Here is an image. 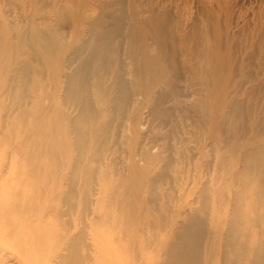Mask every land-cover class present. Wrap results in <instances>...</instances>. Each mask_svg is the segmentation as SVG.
<instances>
[{"label":"rangeland","instance_id":"obj_1","mask_svg":"<svg viewBox=\"0 0 264 264\" xmlns=\"http://www.w3.org/2000/svg\"><path fill=\"white\" fill-rule=\"evenodd\" d=\"M92 1L96 0H71L66 5L71 23H78L80 12L93 11ZM123 1L128 22L151 16L155 20L152 29L162 26L166 35H172L174 40L165 36V43L167 49L177 51L179 80L170 86L168 64L147 48L144 52L152 64L150 72L157 77L151 83L145 78L129 77L130 65L122 55L125 67L121 76L134 83L133 101L121 106L119 127L105 133L103 143L87 135L98 159L84 163L89 171L81 181L83 194L68 187L69 161L76 154L67 146L71 134L60 130L62 121L52 120L50 111L74 116L61 104L60 81L68 72L60 65L61 53L63 59L68 57L71 44L67 37L57 40L55 65H47L49 54L45 53L41 58L46 70L40 76L29 73V83L37 84L33 93L41 100L40 104L29 103L22 108L33 116L41 105L44 112L37 120L29 117L20 123L17 110L6 111L9 97L2 83L5 71L26 53L25 49L15 51L12 43L21 30L40 20L39 7L36 0H0L2 264H154L165 249L164 237L186 213L200 208L208 218L206 230L217 236L205 241L199 264H220L218 258L210 263L208 257L211 251L221 250L220 232L215 227H225L233 192L244 184L240 177L229 178L225 173L237 170L234 164L245 143L264 145V0ZM58 3L44 5L43 14L56 12L60 16ZM60 21L55 23L56 28H60ZM61 27L67 34L72 31L66 24ZM132 27L141 35L138 25ZM4 43L9 49L3 50ZM124 46L127 50L131 47L127 42ZM142 47V40L136 38L131 48L134 56L141 54ZM161 90L168 96L157 98ZM238 101L243 107L237 121L239 130L229 136L231 139H225L215 124L224 123L225 128L232 123L234 118L226 115ZM153 106L158 112L151 115ZM99 121L110 119L104 115ZM249 125L252 129L247 128ZM52 138L56 143L50 146ZM61 138L65 140L63 148L57 150ZM220 172H224L223 177L217 176ZM250 182L264 191V175ZM117 184L121 195L113 192ZM53 187L73 192V207L53 196ZM85 194L88 209L80 221V201ZM94 207L97 225H91ZM119 207L122 221L116 219ZM254 208L255 213L264 212V198ZM171 220L174 225L170 226ZM260 224L248 231L264 242V223ZM82 227L84 238L78 242L77 255L67 257V251L56 245L65 234L76 237Z\"/></svg>","mask_w":264,"mask_h":264},{"label":"bare ground","instance_id":"obj_2","mask_svg":"<svg viewBox=\"0 0 264 264\" xmlns=\"http://www.w3.org/2000/svg\"><path fill=\"white\" fill-rule=\"evenodd\" d=\"M70 1L36 0L40 8L37 10V16L40 20L38 19L39 21L31 28L21 30V33H18L20 31L18 30L16 42L12 43V46L14 44L15 51L25 49L26 53L14 63L15 68L5 71L2 85L5 87L6 96L9 97L6 111L17 110L16 118L20 123L29 117L37 120L44 112L41 105L33 116L28 110L22 108L29 103L40 104L39 101L41 100L39 94L33 93L37 84L29 83L28 75L32 73L40 76L46 70L47 65H55V54L59 48L56 41L64 40L67 37V43H70L71 47L68 57L63 59L61 53L60 65L68 70L66 74L61 76L60 80L63 84L61 104L70 109L74 116L69 117L64 111L54 109L50 111L52 120L62 121L60 130H65L71 134L67 146L76 154L73 161H69L68 187L79 189L84 194L81 181L89 171L84 163L86 160L98 159L97 151H92L90 148L87 135L92 134L95 142L103 143L105 133L116 131L119 127L121 106L133 101L134 83L131 79L128 82L125 80L126 78L121 76L125 67V60L122 55H126L127 63L130 65L127 72L129 77L145 78L150 83L155 80L157 75L150 72L152 64L144 52L146 48L153 50L156 57H163V62L168 64L170 70L168 84L170 86L174 81L179 80L180 66L176 60V49L172 47L167 49L166 47L165 36L174 40L172 35H166L162 26L159 28L155 26L156 28L152 29L151 24L155 23L153 17L139 16L134 20L130 19L131 21L128 22L129 15L123 0H96L95 2L92 1L93 11L80 12L77 15L78 23L81 25L77 26L78 23H71V17L67 15L66 5ZM49 2L53 4L56 2L57 5H59L58 2H61V6L58 8L60 16H57L56 12L43 14L42 8ZM57 18L61 20L59 23L61 26L66 24L67 28L72 29V31L67 34L63 31V27L56 28ZM134 25L140 27L141 35H137V28L135 30L132 27ZM11 30H9V34ZM11 35L12 33L9 38ZM138 37L142 40L143 47L141 54L134 56V50L131 48ZM118 38H122L121 42L116 41ZM126 42L131 46L129 50L124 46ZM7 49H9V45L4 43L3 50ZM125 49L126 52H124ZM45 53L49 54L46 66L42 63L41 58ZM4 67L6 66L4 65ZM252 90L250 89V93ZM166 96H168L167 91L161 90L157 98L163 99ZM97 103L100 107H96ZM242 108V102L238 101L234 103L233 110L227 113L226 117H233L234 123L233 121L230 122L225 128L224 123L215 124L218 131L224 132L225 139H231L229 136L239 130L237 121L242 117ZM153 112H158L155 106L152 107L150 114L152 115ZM160 112L165 115L163 111L160 110ZM104 115L110 119L109 122L99 121V118ZM111 121H113V125L110 123ZM247 128L252 129L250 125ZM54 130L55 127H53ZM64 141L61 138L57 142V150L63 148ZM55 143L52 138L48 145L51 146ZM234 166L237 170L231 174L226 172L225 176L228 175L229 178L240 177L244 184L238 191L233 192L230 206L226 210L225 227H215V231L219 229L220 232L221 250L219 252L211 251L208 256L209 262L213 263L218 258L220 264H264V242L255 238L254 233L250 235L248 231L250 227L257 229L260 227V223H264V212L255 213L254 208L264 198V191L249 185L251 179L259 181L264 175V145L245 143ZM217 176L223 177L224 172L218 173ZM245 186H247L246 189H244ZM120 187V184H117L113 192L119 195ZM52 194L59 197V201L69 208L75 204V195L70 190L63 191L53 187ZM87 204L88 199L85 194L80 201V221L88 209ZM28 207L29 205L26 204L25 209ZM127 208L131 209L132 206L127 205ZM92 213L94 217L91 219V225L99 224L96 207ZM116 215V219L122 221L123 216L120 207L116 210ZM207 219L203 208L190 210L183 218H180V222L177 223V226L175 224L172 233L164 237L165 249H163L160 259L155 260L154 264H199L203 257L205 241L210 237L213 239L214 236H217L212 235L215 233L214 231L211 233L210 230H206ZM171 225H174L172 220ZM83 238L84 230L82 227L76 237L63 235L56 246L63 247L67 251V257H74L77 255L78 242L83 241ZM114 240L120 241L118 237H115ZM0 248L3 251L2 245ZM1 256L3 257V254H0V264H2L1 260L3 259Z\"/></svg>","mask_w":264,"mask_h":264}]
</instances>
